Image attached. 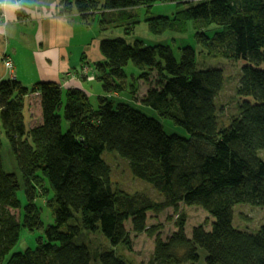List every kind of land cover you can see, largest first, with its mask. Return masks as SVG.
<instances>
[{
    "label": "trees",
    "instance_id": "1",
    "mask_svg": "<svg viewBox=\"0 0 264 264\" xmlns=\"http://www.w3.org/2000/svg\"><path fill=\"white\" fill-rule=\"evenodd\" d=\"M64 1V10L74 6L83 20L99 11L93 19L100 17L107 31L145 19L155 33L176 37L179 24L189 25L196 44L187 35L179 43L148 42L128 28L104 37L103 58L92 63L104 91L97 106L79 85L0 79V264H132L125 253L133 247L132 232L156 234L149 213L178 211L181 203L203 207L210 223L195 225L189 236L180 213L177 230L165 238L157 233L149 264H264V222L255 230L234 223L237 204L264 206V0H176L180 6L170 4V12L161 6L168 0ZM203 51L242 62L237 108L228 117L219 104L226 71L199 59L200 65ZM130 61L148 83L141 91L126 71ZM33 93L39 95L36 121L27 115ZM160 119L186 133H168ZM107 151L163 199L114 184ZM39 198L52 208V223L44 224ZM24 226L44 233L33 247L12 251ZM90 232H100L108 246L91 247Z\"/></svg>",
    "mask_w": 264,
    "mask_h": 264
},
{
    "label": "rangeland",
    "instance_id": "2",
    "mask_svg": "<svg viewBox=\"0 0 264 264\" xmlns=\"http://www.w3.org/2000/svg\"><path fill=\"white\" fill-rule=\"evenodd\" d=\"M11 1L14 2V0H11ZM175 2L176 0H168V1L163 2L161 6L163 5L166 6L165 9L166 10L169 9L168 11L170 12V9H173V5L171 7H169V5L174 4ZM176 3H178V5L180 6L179 2H176ZM15 4H18V3H15ZM6 6L7 4L5 2L4 10H6ZM155 7L157 8L158 5ZM97 13H100V12L98 11L93 14H90L89 19H87L88 21L87 20L84 21L81 18V14H79V12L76 13L80 17V20H83V22L85 23L84 24L85 34L88 38H93L95 35L99 36L100 34H102V32L104 33L107 31L104 29L106 25L100 24L99 22L100 17L99 19L97 17L96 20L93 19V17L95 16L94 14H97ZM0 16H4V11L0 13ZM142 19L144 18L142 17ZM108 22H111V20H109ZM148 23L145 21V19L142 22L136 23V25L130 22L128 23L124 22V24H129V26H123L124 24H122L121 26L114 27L111 25L110 28H112V30H108L107 32H109L110 34H114V35H123L125 34L124 33L125 30H127L128 28V31L131 33L130 35L133 37L140 36L148 42L150 41L154 42L158 39H162L166 41L170 40L171 43L172 42L179 43L187 35V38L189 40V42L187 43L192 44V46H195L196 44L195 39H194V33H191V31L193 30L192 28L190 30L189 25L185 26V24H179V26L177 27V29H179L178 33L176 34V37H173V35L171 33H168L167 31L161 34L155 33L151 25H149L150 23L149 24ZM199 46L200 45H196L198 49H199ZM75 47H77V44H72V48L74 49V52H75V57L80 60V53L78 49H76ZM174 47L176 48L177 56H179V54L177 53L178 46L175 45ZM95 50L97 53L99 51V47L98 48L96 47ZM198 54H199L198 60L200 59L203 63H205V64H202L200 63V60H199L200 65L202 64L203 66H210V65L220 66L221 64L226 71L228 80L225 84L224 91L219 97V104L226 106L227 110H226V114L224 115V117L226 116L228 117L231 113L235 112L237 108L236 107L237 100H238L236 97L237 76H238L239 68L242 62L229 60V59H223V57H216L213 54L211 55V53L206 54L204 53V51ZM93 62L85 61L81 66L78 76L79 78L85 80V87L88 89V91H90V93H93L91 96L92 103L97 106L98 99H97L96 94L98 93V91L104 94V91H102L103 87H102L101 82L98 79H96L94 76L95 70L93 69L94 67V65L92 64ZM126 71L128 74L133 73L136 76L134 78L131 76L130 77H131V81L136 85L139 91H141L142 88L147 86L148 83L146 82L142 83L141 79L137 77L139 73L141 72V70L132 61H130L128 65L126 66ZM38 96H39L38 94H34L32 96L33 101L27 108L28 109L27 115L29 114V120H30V115H31V121H36L37 120L36 118H39V115H40ZM132 103L134 106H136L137 108H139L146 114L155 116L158 119L160 118L158 113L153 108L146 106V105L136 104L134 102ZM160 120L163 122L164 127L168 133H172V132H176L179 134L186 133L181 126L175 125L171 120L169 119H165V120L160 119ZM7 142H8L7 139L3 138V143H4L3 153H4L5 162H6L5 165L7 169H11L12 167H11L10 161H12L13 158H12L10 145ZM262 154L264 156V151L262 152ZM105 157L112 166V179H113L114 184L119 185L120 187H122L125 190H128L129 192L130 191L131 192L141 191V192L147 193L149 196L153 197L154 199H157V200L163 199L162 193L159 192L154 186H152L151 183L147 182L146 180L142 178L136 177L132 173L125 159L117 156L116 154L112 152H108V151L105 153ZM43 185H44V182H43ZM20 196L22 200L21 208H23L24 205L26 204V195H25V191L23 188L20 191ZM37 203L41 207L40 214H41V218L44 224L52 223L54 221L53 214H52V208L47 204V201L41 200L39 198L37 199ZM182 212H184L186 216L185 228L189 236L191 235L190 233L192 231V228L195 225L203 223V222L210 223L212 219L208 211H206L200 205H188L184 203L180 204L178 211H176L174 207H167L157 214L150 212L148 224L150 227H154L153 229L156 230L157 232L156 234L155 233L152 234L151 233L152 230L148 232L142 231L140 233L132 232L133 247L131 250L125 251L130 262L132 264H149L155 252V240H156L157 233L160 234L163 238H165L171 235L175 230H177L178 216ZM234 216H235L234 223L236 225L240 227H247L249 229L255 230L264 222V206L252 204L249 202L239 203L234 208ZM127 226L130 228L131 227L130 223H128ZM43 233H44L43 227L31 230L24 226L21 230L20 238L18 242L16 243V245L14 246L12 251L25 250L28 247H33L37 243L39 236H42ZM86 234L87 236L85 235V238L87 237V240L90 242L91 247H93L94 249H100L101 247L108 246L109 240H107L100 232H95V233L90 232Z\"/></svg>",
    "mask_w": 264,
    "mask_h": 264
},
{
    "label": "crops",
    "instance_id": "3",
    "mask_svg": "<svg viewBox=\"0 0 264 264\" xmlns=\"http://www.w3.org/2000/svg\"><path fill=\"white\" fill-rule=\"evenodd\" d=\"M5 2L4 16H0V79L16 75L28 86L39 80H55L63 88L79 85L88 91L85 80L78 76L81 66L85 61L103 58L101 40L114 34L106 31L88 38L85 23L76 14L78 11L74 6L69 11L64 10V0ZM72 44H77L80 60L75 57ZM96 47H99L97 53ZM6 56L12 58V68L5 66ZM34 94L37 93L29 96V105Z\"/></svg>",
    "mask_w": 264,
    "mask_h": 264
},
{
    "label": "built area",
    "instance_id": "4",
    "mask_svg": "<svg viewBox=\"0 0 264 264\" xmlns=\"http://www.w3.org/2000/svg\"><path fill=\"white\" fill-rule=\"evenodd\" d=\"M4 11L5 13V10L4 8H0V13H2ZM4 64L6 67H10L12 68L13 67V60L10 56H6L5 59H4Z\"/></svg>",
    "mask_w": 264,
    "mask_h": 264
},
{
    "label": "clouds",
    "instance_id": "5",
    "mask_svg": "<svg viewBox=\"0 0 264 264\" xmlns=\"http://www.w3.org/2000/svg\"><path fill=\"white\" fill-rule=\"evenodd\" d=\"M4 7H5L4 0H0V8H4ZM9 8L11 9V6H9Z\"/></svg>",
    "mask_w": 264,
    "mask_h": 264
}]
</instances>
